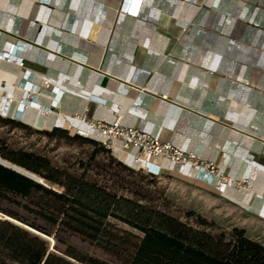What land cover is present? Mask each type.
<instances>
[{"label":"crops","instance_id":"0c3cea01","mask_svg":"<svg viewBox=\"0 0 264 264\" xmlns=\"http://www.w3.org/2000/svg\"><path fill=\"white\" fill-rule=\"evenodd\" d=\"M127 1L0 0V116L28 99L38 106L23 124L98 142L89 121L120 119L232 183L166 159L161 178L225 205L247 232L264 226V0H139L137 16ZM13 48L22 63L4 58ZM111 152L143 171L119 141Z\"/></svg>","mask_w":264,"mask_h":264},{"label":"trees","instance_id":"16d2710c","mask_svg":"<svg viewBox=\"0 0 264 264\" xmlns=\"http://www.w3.org/2000/svg\"><path fill=\"white\" fill-rule=\"evenodd\" d=\"M0 123L34 130L49 139L95 145L130 173L146 174L117 160L94 139L58 128L38 131L2 116ZM0 156L43 180L0 164V214L41 234H30L0 219V264H264V244L245 229H220L195 212H188L183 221L156 206L119 196L84 176L60 171L45 157L17 150L2 139ZM140 191L131 192L146 198ZM42 235L55 240L54 250ZM63 235L80 239L95 253L72 245L61 251Z\"/></svg>","mask_w":264,"mask_h":264},{"label":"rangeland","instance_id":"374dc122","mask_svg":"<svg viewBox=\"0 0 264 264\" xmlns=\"http://www.w3.org/2000/svg\"><path fill=\"white\" fill-rule=\"evenodd\" d=\"M0 139L5 140L9 146L17 150H24L45 157L52 166L60 171H67L79 177L84 176L99 185L106 186L119 196L137 199L143 204L156 206L183 221L186 220L188 212H195L210 222H214L220 229L226 231L235 227L243 229L239 226L243 219H238V215L231 212L225 205H211L210 199H206L204 195L194 190L185 189L169 178H152L143 172L130 173L110 154L99 151L95 145L65 138L49 139L46 135L34 130L6 126L1 123ZM0 160L14 165L1 156ZM41 181L43 182V180ZM139 189H141V195L146 198L137 197L131 192ZM0 219L14 225H20L30 234L38 235V232L8 216L0 214ZM251 226L252 230L247 232L248 236L264 244V226L259 224H251ZM217 231V229L214 230V232ZM62 237L65 243L59 245L58 249L61 251L66 249L67 245H72L84 253L90 255L95 253L93 248L76 237L67 235ZM46 240L49 241L51 250H54L55 240L52 238Z\"/></svg>","mask_w":264,"mask_h":264},{"label":"built area","instance_id":"2783aa9c","mask_svg":"<svg viewBox=\"0 0 264 264\" xmlns=\"http://www.w3.org/2000/svg\"><path fill=\"white\" fill-rule=\"evenodd\" d=\"M121 10L132 16H137L140 12L142 2L139 0H129ZM12 53H8L6 57L9 61L15 60L17 56L14 53H19L18 48H13ZM17 62L22 63L21 60ZM45 88L49 87L48 81L43 83ZM26 88L31 90V86L26 85ZM13 102V99L6 101V109ZM28 104L31 106H38L35 102H29L28 99L22 102L19 106L18 113L13 117L17 121H21L20 112H24V106ZM6 111L3 112V117H6ZM86 120V118H83ZM89 126L92 130L97 131L100 134L102 145L112 151L115 147L116 141L121 143L122 149L126 152L134 153V157L137 160L143 162V171L153 177H161V167L157 168L156 161L160 159H166L172 163L181 166H192L198 170V178L207 183H214L215 179H219L221 184L232 183L231 180L220 173L217 166L212 162H207L195 157L192 154H188L171 143H162L154 138L147 132H144L138 128L127 127L121 123L119 119L113 124H108L102 121H89ZM149 158L153 161L148 160ZM246 182L237 183L239 187L244 186ZM221 186H217L220 188Z\"/></svg>","mask_w":264,"mask_h":264},{"label":"water","instance_id":"95a60500","mask_svg":"<svg viewBox=\"0 0 264 264\" xmlns=\"http://www.w3.org/2000/svg\"><path fill=\"white\" fill-rule=\"evenodd\" d=\"M0 164H2V165H4V166H6V167H8V168H11V167H9V166H7V165H5L4 163H2V161L0 160ZM13 170H15V169H13ZM15 171H17V170H15ZM17 172H19V173H21V174H23V175H25V176H27V177H29V178H32V179H34V180H36V181H38V182H41L42 183V181L40 180V179H38V178H36V177H32L31 175H28V174H26L25 172H22V171H17ZM38 235H40L39 233H37ZM44 238H46V239H48V237L47 236H44V235H42ZM52 242L54 241V240H51Z\"/></svg>","mask_w":264,"mask_h":264},{"label":"bare ground","instance_id":"6f19581e","mask_svg":"<svg viewBox=\"0 0 264 264\" xmlns=\"http://www.w3.org/2000/svg\"><path fill=\"white\" fill-rule=\"evenodd\" d=\"M1 161H2V163H4L5 165L11 167L12 169H15V170H17V171H22V172H25V173L28 174V175H31L32 177H36L35 175L30 174L29 172H27V171L24 170V169H21V168L15 166V165H11V164H9L8 162H6V161H4V160H1ZM36 178H38V177H36Z\"/></svg>","mask_w":264,"mask_h":264}]
</instances>
